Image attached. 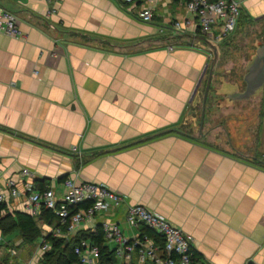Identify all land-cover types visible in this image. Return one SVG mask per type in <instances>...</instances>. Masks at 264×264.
Wrapping results in <instances>:
<instances>
[{"label": "crops", "instance_id": "0c3cea01", "mask_svg": "<svg viewBox=\"0 0 264 264\" xmlns=\"http://www.w3.org/2000/svg\"><path fill=\"white\" fill-rule=\"evenodd\" d=\"M239 1L204 105L213 53L191 27L163 37L153 24L169 11L191 18L175 0L150 22L121 0H0L22 31L0 32L7 209L26 212L5 186L20 185L22 168L58 196L65 175L119 193L122 212L162 215L192 235L203 264H264V0ZM14 234L22 264L34 245Z\"/></svg>", "mask_w": 264, "mask_h": 264}, {"label": "built area", "instance_id": "2783aa9c", "mask_svg": "<svg viewBox=\"0 0 264 264\" xmlns=\"http://www.w3.org/2000/svg\"><path fill=\"white\" fill-rule=\"evenodd\" d=\"M121 1L136 5L143 22L153 19L155 7L160 2ZM175 3L191 18L173 19L172 31L176 33L191 27L193 39L199 38L211 56L213 49L217 50L237 27L239 0H175ZM0 32L12 37L22 36L16 15L1 7ZM21 175L24 179L20 185L7 179L6 189L13 197H24V210L41 230L22 264L42 262L44 255L52 251L53 240L70 243L77 257L75 264H203L193 259L192 235L141 204L126 203L122 212L123 197L102 183L66 178L64 190L58 196L52 186L36 189L28 168H22ZM0 201H5L3 191H0ZM43 209L54 213L51 222L41 217ZM123 221L127 225L125 228L121 227ZM128 228L136 232L129 235ZM2 238L0 235L4 254L17 255L10 240Z\"/></svg>", "mask_w": 264, "mask_h": 264}, {"label": "trees", "instance_id": "16d2710c", "mask_svg": "<svg viewBox=\"0 0 264 264\" xmlns=\"http://www.w3.org/2000/svg\"><path fill=\"white\" fill-rule=\"evenodd\" d=\"M66 178L67 176L63 175L60 180L64 181ZM33 182L36 189L42 190L48 187L46 179H34ZM41 217L46 222H51V219L54 218V213L50 209H43ZM0 232L4 235L17 232L22 240L21 243L25 245L24 248L27 250L30 249L41 234V230L32 216L21 210L9 211L4 201H0ZM23 255L26 256L27 254ZM7 259V256L4 257V260ZM193 259L200 261V256L197 252H193ZM76 261L77 257L70 243L60 240H53L52 251L46 253L42 259L44 264H75Z\"/></svg>", "mask_w": 264, "mask_h": 264}, {"label": "rangeland", "instance_id": "374dc122", "mask_svg": "<svg viewBox=\"0 0 264 264\" xmlns=\"http://www.w3.org/2000/svg\"><path fill=\"white\" fill-rule=\"evenodd\" d=\"M174 16H175L174 13L172 11L171 12L169 11V13L165 14L163 18L155 20V22L153 23V24L157 25V27H156L157 29L161 30V33H160L161 36H163V37H171V36H173V31L171 29L172 28L171 27V21H172L173 18H175ZM222 43L220 44V48L223 47ZM114 218H115V216H114ZM118 218H121V217L119 216ZM121 227H123V228L127 227V225L125 224L124 221H123V225ZM133 232H136V231L132 230L131 228H128L126 233L131 235V234H133ZM2 240H10L12 245L14 243L16 248H18V246L16 244L19 243V242H17L18 241V237H17L16 234L11 233V234H8V235H4ZM2 244H3V241H0V256L4 252V251H2L4 249V246ZM21 248H23V247H20L16 251L19 252L21 250ZM20 257H21L20 255L19 256H16V255H12L11 256L10 255L9 256V263H11V264L17 263ZM37 264H44V263L41 262V263H37Z\"/></svg>", "mask_w": 264, "mask_h": 264}, {"label": "water", "instance_id": "95a60500", "mask_svg": "<svg viewBox=\"0 0 264 264\" xmlns=\"http://www.w3.org/2000/svg\"><path fill=\"white\" fill-rule=\"evenodd\" d=\"M264 49V48H263ZM217 50L214 48L213 49V58L212 61L209 65V67L207 68L208 70V74H207V79H206V83H205V89H204V95H203V104L205 105L206 100H207V96H208V91L210 89V85H211V79H212V74H213V69H214V65L216 63L217 60ZM247 264H253L252 261H249Z\"/></svg>", "mask_w": 264, "mask_h": 264}]
</instances>
